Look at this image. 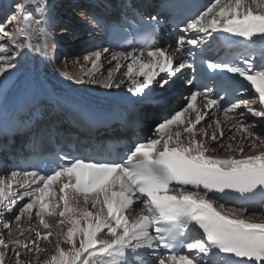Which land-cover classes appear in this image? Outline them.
Wrapping results in <instances>:
<instances>
[{
	"label": "snow or ice",
	"instance_id": "obj_1",
	"mask_svg": "<svg viewBox=\"0 0 264 264\" xmlns=\"http://www.w3.org/2000/svg\"><path fill=\"white\" fill-rule=\"evenodd\" d=\"M32 5L41 19L32 15ZM14 7L16 11L6 22L11 24L19 15L17 27L9 29L0 23V39L6 38L0 43V77L16 67L14 61L23 47L47 57L49 45L18 44L16 38L33 21L47 36L43 25L48 23V0H20ZM87 18L94 27L99 26L95 16ZM139 22L144 23L142 19ZM158 24V17L152 16L147 24L151 39L140 46L138 54L111 53L108 62L116 63L109 69L104 87L120 88L124 80L115 82L114 73L124 67L122 75L130 82L127 90L133 96L146 95L145 90L153 85L164 89L187 62L186 58L177 62L174 53L194 56L193 51L183 52L186 45L203 52L201 46L212 33H228L250 42L257 37L264 40V0H213L180 29L184 35L178 37L171 51L155 46ZM107 52L109 49L94 51L82 58L90 65L84 72L89 82L96 83L95 70ZM51 59L55 62L54 55ZM121 59L128 61L126 65ZM207 69L231 74L212 77L226 81L227 88L219 93L207 86L203 91H191L185 106L155 125L156 138L135 144L123 163L89 162L61 155L58 159L63 163L49 175L12 171L10 176L0 177V214L14 213L17 200L30 197L29 202L17 206L11 218L16 223L15 236L11 222L4 218L2 228L8 238L0 232V264H33V256L25 259L21 249L25 254H37L36 264H136L138 258L150 254L149 250L160 249L166 254L157 255L150 264H264V222L247 219L248 208L222 211L227 206L212 195L229 191L247 198L260 196L264 203V151L245 156L243 143L252 141L247 146L251 151L264 147V132L256 130L264 125V64L257 66L246 57L243 66L232 61H208ZM75 83L83 84L85 79L78 77ZM228 89L236 99L230 97ZM249 92L254 95L248 96ZM216 113L231 121L228 139L235 140V132L241 133V143L235 149L232 144L225 146V129L218 118H212ZM246 113L256 119L249 121ZM209 140L232 154L223 159L209 155L216 151ZM14 185L24 191L14 193ZM33 185L37 187L33 189ZM81 199L84 208L79 206ZM45 217H59L57 229L68 227L66 232L55 233L54 254L41 262L38 254L45 248L39 242H48L54 235ZM23 218L29 224L28 231L35 235L22 241L18 237L24 236L20 226ZM33 218L43 232L31 227ZM61 243L69 248L65 250ZM139 264L149 262L139 259Z\"/></svg>",
	"mask_w": 264,
	"mask_h": 264
},
{
	"label": "bare ground",
	"instance_id": "obj_2",
	"mask_svg": "<svg viewBox=\"0 0 264 264\" xmlns=\"http://www.w3.org/2000/svg\"><path fill=\"white\" fill-rule=\"evenodd\" d=\"M60 0H48L49 9L47 13L48 17V23L43 25L47 36H43L41 34V25L36 24L34 21L30 23L25 27V32H21V34L16 38L18 44L23 43H31L35 47H41L43 48L45 44L49 45L47 57L44 56V54L37 53L33 49H29L27 47H23L20 49L17 59L14 61L16 67L14 69H11L8 73H6L3 77H0V120L4 119H14L15 116H17L19 113H22V111L30 110L33 107L32 100L35 97L34 92L30 89V78L32 79V82L35 84L36 89L41 93L40 96L42 98V103L45 106L47 102H50L48 105H51L53 103H56V107L59 108L61 105L62 108L64 106L65 110L69 113L74 114L73 112H76L78 114H87L92 113L94 110L98 116L106 115V114H112V115H120L122 113H126L128 111V107H134V106H143V109L150 108V99L155 91H160L159 89H155L153 85L151 90L146 89V95L142 96H133L131 93L128 92V87L130 86V82L128 81L127 77H123L122 73L126 71V68L122 67L120 71L122 72H116L115 75V82H119L121 79L124 80V83L121 84L120 88H106L104 87V83L107 80L108 74L105 76L104 73L101 76L96 75L98 70H95V80L96 83L89 82L87 77H84V72L86 70L90 69V65H87L83 63H76L75 61L79 60L77 59L76 55H72L71 53L76 48L74 45L78 41H88L92 38H99V41L102 40L100 36L95 34L94 32H89V23L91 22L86 16L88 13L89 15L98 17L100 14L94 10L95 8L91 7L93 11H89L85 7H76L77 4L79 5V0H63L59 2ZM88 1L89 4L91 2L93 3L94 0H81ZM207 1L205 0V4L207 5ZM113 0H103L101 3H114ZM11 3V0H0V7H3V10L5 6L3 4ZM57 3V6L62 4V8L60 12H56L53 4ZM213 1H209L207 7H209ZM92 6V5H90ZM112 6H116V4H113ZM60 9V6H59ZM32 12V15L35 17L36 20L41 19L40 14L36 11V6L32 5L29 9ZM2 11V10H1ZM65 12V13H64ZM72 13H75V17H78L77 19L72 16ZM105 17V16H103ZM20 19V18H19ZM76 19V20H75ZM63 23V26L59 28V34L63 38V42H60V35L57 36L54 33V28L61 26ZM66 24V26L64 25ZM75 25V26H74ZM65 26V27H64ZM74 26V27H73ZM65 29H68V31H65ZM87 31L84 35L76 37L77 32H84ZM27 33V34H25ZM73 34H75V38L73 37ZM184 35V34H183ZM189 36L195 35L194 33H188ZM84 36V37H83ZM211 36L206 37V41L210 39ZM4 41V38L0 39V42ZM204 43L201 47L203 48L205 46ZM55 43L57 45L56 48H52L51 45ZM89 42H86L84 47L87 46ZM101 47L95 48L94 51H102L103 44L102 42L99 43ZM75 47V48H74ZM89 47V46H88ZM164 48V47H163ZM168 50H172L174 48L168 46ZM191 46L186 45L183 49L184 53H188L191 51ZM201 49V48H197ZM79 50V49H76ZM75 50V53H77ZM94 51H86L87 55H90ZM91 52V53H90ZM74 53V54H75ZM134 54H138L135 53ZM177 57V62H179L180 59L183 58H189V56H183L181 53H174ZM53 55L55 56V62L52 61ZM108 55L111 58V54L103 53V56ZM62 57L65 61H69L71 66L68 67V65L63 64L61 67L57 65V61L59 58ZM108 57V58H109ZM128 61H125L123 59L120 60V63L122 65H126ZM106 64V63H104ZM103 64V65H104ZM108 63L106 65V69L109 70L114 67ZM65 65V67H64ZM100 65V63H99ZM98 65V66H99ZM110 65V66H109ZM163 75V74H161ZM78 77H83L85 79V83L83 84H77L75 83V79ZM162 91H164V95H170L174 96V99L179 102V97L177 95H172V92H178L181 91L180 87L178 85H175L174 87L170 88L166 86ZM160 93V92H159ZM253 94H250L252 96ZM160 96V95H158ZM153 98V97H152ZM256 106V105H254ZM183 107V103L179 105V108ZM52 108V107H51ZM50 108V109H51ZM49 110V109H48ZM162 110V109H161ZM159 110L158 115L162 113L163 111ZM144 111V110H143ZM141 111V113L143 112ZM238 111H243V109H240ZM149 115H145L144 119L155 117L157 116V110L153 109L149 111ZM168 117L161 119L160 122L163 120L170 118L171 115L174 113L171 111V109H167L165 111ZM246 116L248 117L249 121H253L256 118L250 117L249 114L246 113ZM158 117V116H157ZM213 119L218 118L222 124V126L225 129V138H224V144L227 146L228 144H232L233 149L236 148L238 144L241 143L240 137L241 133L235 132L233 129V132H235L236 139L230 140L228 137L232 134L228 131V129L231 127V121H226L224 116L215 114ZM48 121H53V119H49ZM54 121H59L58 118ZM203 123V122H202ZM199 127V126H198ZM150 129V130H148ZM147 129V134L153 131L152 128ZM259 132H264V125H261L256 129ZM209 145H211L213 148H216V144L212 141H208ZM246 147V151L244 153L245 156L255 155L260 151H264V147H258L255 151L248 150L247 146L252 143V141H244L243 142ZM209 155H212L216 158H227L232 153L225 151L221 148H216V151L208 153ZM237 158H241L240 156H237ZM12 191L14 193H22L24 189L20 188L17 185L13 186ZM226 193H214L213 198L217 200L218 198L226 197ZM23 203L29 202L30 197L25 196ZM81 208H84L85 205L81 199L80 205ZM16 207L15 209H17ZM230 209H234L233 207H226V209L222 211H227ZM237 209V208H235ZM89 210H93L89 206ZM16 210H14L15 213ZM18 211V210H17ZM94 211V210H93ZM264 212V203H262V208H260L257 213H245V217L249 220H253L256 222H264V217L261 216V213ZM14 213H2L0 216V232H4L6 235L7 230H4L2 228V223L5 222L4 218H8V221L12 220ZM140 213H137L139 215ZM255 214V215H254ZM1 218L3 220H1ZM45 219L48 221V223L51 225V231L54 233L53 236L49 237V241H40L39 243L43 248H45L44 251L38 254L39 260L42 262L44 260H47L52 254H54V247L57 242L58 237L55 235V233L63 231H67L68 225L62 226L61 229H57L56 223L60 219L59 217H45ZM21 228L24 229V236L18 237L22 241L26 237H33L35 233L29 232V224L27 222L26 218H23L20 222ZM31 227L41 230L43 232V229L39 225L38 221L33 218V221L31 223ZM12 231L14 236L16 235V223L15 227H12ZM6 239L8 238L7 235L5 236ZM61 247L67 250L69 248V245L61 243ZM22 255H24L25 259H28V256H33V264H36L35 256L37 254H25L24 250L21 249ZM9 257H11V253L8 254ZM142 259L144 261H147L143 256Z\"/></svg>",
	"mask_w": 264,
	"mask_h": 264
},
{
	"label": "rangeland",
	"instance_id": "obj_3",
	"mask_svg": "<svg viewBox=\"0 0 264 264\" xmlns=\"http://www.w3.org/2000/svg\"><path fill=\"white\" fill-rule=\"evenodd\" d=\"M61 1H63V0H60L59 2H61ZM209 1H213V0H208L207 1V5H208V2ZM18 2H20V0H11V3H8V4H3L4 6H5V8H4V10H3V7H0V23H3L4 24V27H6V28H9V29H15L16 27H17V24H18V21H19V15H17V18L15 19V20H12L11 21V24H8L6 21H7V18L9 17V16H11L12 15V13H14L16 10H15V7H14V5L16 4V3H18ZM207 5H206V8H207ZM59 6H60V9H59ZM53 7H54V9H55V11L56 12H60V10H61V8L63 7L62 6V4H60V5H58L57 6V3H54L53 4ZM2 10V11H1ZM65 13V12H64ZM72 16H74V18H78V17H75V13H72ZM75 19V20H76ZM63 25H61V26H59V27H56V28H54V33L57 35V36H59L60 34H59V28H61ZM75 26V25H74ZM73 26V27H74ZM85 33H87V31L85 30L84 32H78L77 34L78 35H76V37H78V36H81V38H82V35H84ZM84 37V36H83ZM60 42H63V38H62V36L60 35ZM83 39V38H82ZM4 42H6V38H4V41H2V42H0V43H4ZM86 42H89V47H87L88 46V44H87V46L86 47H84V45L86 44ZM98 40H97V38H92V39H89L88 41H78L77 43H75V49L73 50V52L71 53L72 55H76V57H77V59H79L81 62L83 61L82 60V58L85 56V55H87L86 54V51H94V50H96L95 48H99V47H101L100 45H98ZM95 44V45H94ZM93 46H95V47H93ZM93 47V48H92ZM92 48V49H91ZM76 49H79V50H76ZM94 49V50H93ZM75 50H76V52L77 53H75ZM75 53V54H74ZM91 53V52H90ZM109 56L108 55H105V56H103L102 57V60L100 61V62H98V65H99V63H100V65L98 66V72L96 73V75L97 76H99V75H102L103 73H104V75L103 76H105L106 74H108V71L109 70H107L106 68V65L109 63L108 61L111 59L110 57L108 58ZM104 63H106V64H104ZM112 66L116 63V61H112ZM63 64H66V65H68V67L69 66H71V64L69 63V61H65L62 57H60L59 58V60L57 61V65H59L60 67L63 65ZM104 64V65H103ZM111 65V64H110ZM109 65V66H110ZM64 67H65V65H64ZM119 72H122V71H119ZM118 73V72H117ZM97 76H95V77H97ZM100 78H101V76H99ZM98 78V77H97ZM154 88H157V86L155 85L154 86ZM162 111V110H161ZM166 117H168L167 115L165 116V117H163V118H158L157 116H155L153 119H152V124L153 123H155V124H157V123H159L160 122V120L161 119H164V118H166ZM148 130H150V129H148ZM24 203H22V205H23ZM22 205H19V206H22ZM18 210V208L16 209V211ZM15 211V212H16ZM10 222L11 223H13V224H11V227H15V222L14 221H12V220H10ZM14 225V226H13ZM6 236V235H5ZM6 238V237H5Z\"/></svg>",
	"mask_w": 264,
	"mask_h": 264
}]
</instances>
